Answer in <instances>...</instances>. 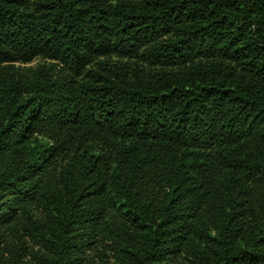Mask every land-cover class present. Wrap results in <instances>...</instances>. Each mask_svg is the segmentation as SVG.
Here are the masks:
<instances>
[{
    "label": "trees",
    "instance_id": "trees-1",
    "mask_svg": "<svg viewBox=\"0 0 264 264\" xmlns=\"http://www.w3.org/2000/svg\"><path fill=\"white\" fill-rule=\"evenodd\" d=\"M0 264H264V0H0Z\"/></svg>",
    "mask_w": 264,
    "mask_h": 264
}]
</instances>
